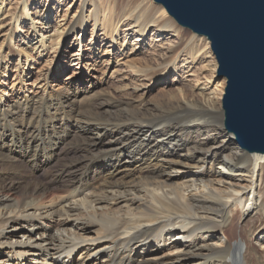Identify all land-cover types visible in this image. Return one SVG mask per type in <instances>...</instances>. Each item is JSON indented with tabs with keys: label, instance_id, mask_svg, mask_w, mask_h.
Wrapping results in <instances>:
<instances>
[{
	"label": "bare ground",
	"instance_id": "1",
	"mask_svg": "<svg viewBox=\"0 0 264 264\" xmlns=\"http://www.w3.org/2000/svg\"><path fill=\"white\" fill-rule=\"evenodd\" d=\"M39 1H20L7 40L23 31L22 20L39 35L36 15L52 13L45 7L31 12ZM86 3L94 7V27L119 51L133 32L157 52L156 67H132L140 77L161 83L209 58L206 67L219 70L209 38L181 26L155 0ZM84 12L50 39L59 43L83 32ZM4 24L0 16V28ZM151 28L180 43L164 49L141 40ZM45 46L39 35L16 57L28 64ZM59 55L53 60L60 66ZM8 56L0 55L1 72L11 71L1 63ZM222 88L218 102L203 89L158 103L107 95L88 107L76 103L79 89L9 105L0 99V264H264V153L242 147L226 128ZM67 143L62 153L70 160L40 178L39 170L58 161Z\"/></svg>",
	"mask_w": 264,
	"mask_h": 264
},
{
	"label": "rangeland",
	"instance_id": "2",
	"mask_svg": "<svg viewBox=\"0 0 264 264\" xmlns=\"http://www.w3.org/2000/svg\"><path fill=\"white\" fill-rule=\"evenodd\" d=\"M20 1L22 0H5L4 8L0 10L2 20L4 23L6 22L0 28V55H9L1 63L3 65L7 64V67H10L11 70L8 73L0 70V99H2L3 105L18 102L23 97L32 98L48 93L56 94L66 89H79L80 98H77L76 103H80L81 105H79L84 107L102 102L103 97L107 95L113 99L122 97L126 100L140 101L141 104L142 101L158 103L174 94L181 96L182 90H186L189 95H197L201 89H203L205 95H210L211 100L218 102L224 83V91L221 97V102H223L227 80L218 76V69L212 71L211 68L206 67L211 58L204 63L183 69L180 73L181 77L173 73V75L171 74V80L161 83L140 77L139 74L133 71L132 67L134 65H142V68L151 65L156 67L155 62L152 61H157V57L154 56L157 52L145 48L147 42L136 40L134 38L136 34L133 32H130L127 37L126 46L119 51L120 47L112 44L113 40L109 38L107 33L102 31L101 27H94L95 21L91 17L94 7L90 3L84 5V0H40L31 3L32 5L28 7L32 9L31 12L41 11L45 7L46 9L52 8V13H48L47 17L44 18L40 14V19L39 15L35 16V22L37 23L35 27L40 32L39 35H44L46 46L40 48L38 52L31 53L32 61L28 64H22L20 60L18 61L15 52L21 48L26 49V45L30 41H33V45H35L38 42L39 35L35 36L33 33L34 28L30 26V23H25L26 20H22L23 31L17 36L15 35L12 41L6 39L7 27L12 23L9 19L14 13H18ZM83 10L85 11L84 16L89 18L84 31L79 32L77 30L75 35H71L66 41L54 43L50 38L67 32L71 23L81 15ZM121 29V36L118 39L120 43H123L125 28ZM185 30V36L189 37L192 32L189 29ZM158 33L156 30L154 31V28H151L150 32L141 40L146 38L149 41H154V44L157 43L156 45L162 46L164 49L167 46L180 43V39L173 36V34ZM25 36L26 40H23ZM41 51H44L43 54L38 56ZM59 52L58 60L62 63L60 66L53 60ZM79 53L81 54L80 57H72V55ZM146 60H150L151 63L147 65ZM17 64L19 67L14 68L13 66ZM214 73L216 79L212 78ZM209 78H211L214 86L212 83L207 86V79ZM174 79L176 82H172ZM164 93L165 96H163ZM67 144L60 149L61 153L58 155L60 157L58 161L54 160L50 165L39 170L40 178L45 179L51 174L58 173L62 169V165L70 160V156L62 153L71 147L70 144L68 146ZM239 223L242 224V220ZM240 234L241 227L237 229V236ZM237 241L238 244H241L239 238ZM147 257V254L143 257L136 256L140 260ZM145 262L149 263L150 260ZM256 264L262 263L258 261Z\"/></svg>",
	"mask_w": 264,
	"mask_h": 264
},
{
	"label": "water",
	"instance_id": "3",
	"mask_svg": "<svg viewBox=\"0 0 264 264\" xmlns=\"http://www.w3.org/2000/svg\"><path fill=\"white\" fill-rule=\"evenodd\" d=\"M183 27L206 35L227 80L225 126L264 153V0H155Z\"/></svg>",
	"mask_w": 264,
	"mask_h": 264
}]
</instances>
